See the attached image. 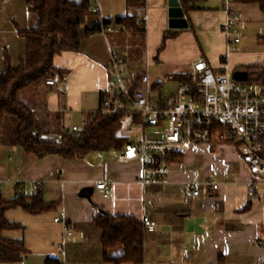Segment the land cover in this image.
Listing matches in <instances>:
<instances>
[{"label":"crops","instance_id":"crops-1","mask_svg":"<svg viewBox=\"0 0 264 264\" xmlns=\"http://www.w3.org/2000/svg\"><path fill=\"white\" fill-rule=\"evenodd\" d=\"M99 1L102 13H91L81 26L79 50L54 57V67L66 71L63 82L38 93L49 111L61 114L63 127L81 128L86 115L99 109L101 95L111 81L109 60L112 54L125 60V42L131 40L124 26L115 22L127 14L126 0ZM169 2L146 0L144 7L131 9L137 16L135 24L144 22L146 64L137 71L125 64L128 71H148L150 84L163 86V78L190 75L193 64L203 59L216 71L240 81L237 74L241 82L264 96V86L257 80L261 71L247 69L264 67V12L259 3L195 0L188 13L182 9L188 27L175 29L169 26ZM106 20L111 21L112 31L86 34L87 28ZM34 23L27 0H0V72L7 59L18 67L25 58L26 40L19 31ZM228 23L227 33L224 26ZM79 117L82 125L76 122ZM120 152L66 159L57 154L38 157L14 145H0L3 198L30 197L40 189L43 200L55 205L40 214L21 207L6 211V219L18 226L2 235L23 240L27 254L21 261L2 264H114L106 258L119 255L122 247L110 248L105 254L95 224L103 212L132 216L140 222L149 217L157 223L156 230L144 229L140 264H264V183L249 171L237 146L193 144L185 148L175 156L169 182L164 185H143L141 164L121 162ZM209 176L220 185L217 191L203 184ZM102 182L110 190L108 198L95 189ZM191 182L199 183V195H193ZM90 186L95 189L91 202L80 195ZM56 218L74 225L63 247L59 243L64 239V225Z\"/></svg>","mask_w":264,"mask_h":264},{"label":"trees","instance_id":"trees-1","mask_svg":"<svg viewBox=\"0 0 264 264\" xmlns=\"http://www.w3.org/2000/svg\"><path fill=\"white\" fill-rule=\"evenodd\" d=\"M185 13L190 10V3L195 0H178ZM259 3L264 12V0H253ZM146 0H126L128 12L118 17L115 22L122 24L124 30L135 39L133 44L138 48L140 34L144 27L135 24L136 15L131 9L142 8ZM28 11L35 23L26 31H19L26 40V56L18 67H13L7 59L6 68L0 72V145H11L21 148L28 154L43 157L57 154L66 159L85 158L93 152L110 150L121 151L130 141L128 135L120 133L127 113L105 115L98 110L85 117L79 136L67 132L59 139L62 131L60 113L48 110L46 102L38 97L42 90L52 86L46 80L55 73L62 77L66 71L54 67V57L63 51L79 50L80 30L91 14L90 0H27ZM104 26L111 21H104ZM102 26L95 24L87 28L86 34L100 32ZM165 34L162 47L169 37ZM139 34V36H137ZM250 70L261 71L258 82L264 86V67L253 65ZM141 73L136 74L133 89L139 85ZM171 80L190 82V75H173ZM161 89L162 85L153 86ZM103 92V97L107 96ZM175 159V158H174ZM21 207L32 214L51 211L55 205L43 200L42 191L28 197L18 195L11 200L3 198L0 191V264L21 261L27 254L23 240L6 239L3 232L18 225L6 219V211ZM101 233V242L105 254L110 248L122 247L119 255L108 257L114 264H140L144 259V228L142 222L127 215H111L103 212L95 221Z\"/></svg>","mask_w":264,"mask_h":264},{"label":"built area","instance_id":"built-area-1","mask_svg":"<svg viewBox=\"0 0 264 264\" xmlns=\"http://www.w3.org/2000/svg\"><path fill=\"white\" fill-rule=\"evenodd\" d=\"M90 2L91 13L101 14L100 1ZM103 23L102 32L114 29ZM136 25L144 27V22L138 20ZM230 29V23L224 26L225 32ZM108 72L111 77L108 95L102 98L98 111L105 115L127 113L130 127L139 128L140 133L130 138L121 150L119 160L141 164L143 185L167 184L175 156L193 144L237 146L249 171L264 183V96L256 94L244 82L235 81L230 74L216 71L203 59L193 64L190 82L175 81L168 91L163 86L154 88L148 71L141 73L139 85L133 89L136 74L125 68V60L118 54H112ZM62 82V75L55 73L46 80V85ZM70 131L78 137L80 128L63 127L58 138ZM198 184L190 183L194 196L200 194ZM203 184L213 191L220 188L214 176H209ZM95 189L104 198L110 195L105 182L96 184ZM251 191H255L254 186ZM55 221L62 222L59 218ZM62 223L64 239L59 247L74 233L72 223ZM142 224L145 230L157 229V223L149 217H143Z\"/></svg>","mask_w":264,"mask_h":264},{"label":"rangeland","instance_id":"rangeland-1","mask_svg":"<svg viewBox=\"0 0 264 264\" xmlns=\"http://www.w3.org/2000/svg\"><path fill=\"white\" fill-rule=\"evenodd\" d=\"M135 42V39L131 38L130 41L125 42L126 44V50H124V58H125V64L127 67L132 69L133 71H137L141 68L145 67V52L143 51L144 47V32L141 33V38L138 40V48L136 49V45L133 44ZM123 48V49H124ZM163 90L168 91L174 84L175 81L170 80L167 78H163ZM255 90L256 88H253ZM76 122L80 125H82L83 121L82 118H76ZM120 133L124 135H128L130 138L136 137L140 130L137 127H130V118L126 117L124 118V124L122 129L120 130Z\"/></svg>","mask_w":264,"mask_h":264},{"label":"water","instance_id":"water-1","mask_svg":"<svg viewBox=\"0 0 264 264\" xmlns=\"http://www.w3.org/2000/svg\"><path fill=\"white\" fill-rule=\"evenodd\" d=\"M178 0H170L169 2V26L170 28L175 29H184L188 27V22L186 18L184 17V12L182 8L179 6ZM235 78L242 81L243 79L239 77L237 74L235 75ZM94 187L90 186L87 188H84L80 195L83 197H86L90 202L92 201V197L94 195Z\"/></svg>","mask_w":264,"mask_h":264}]
</instances>
